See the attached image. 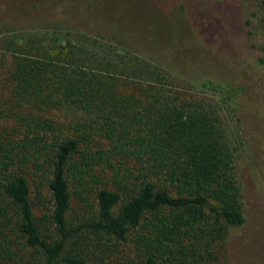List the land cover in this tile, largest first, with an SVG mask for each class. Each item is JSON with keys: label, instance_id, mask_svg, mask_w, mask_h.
I'll return each mask as SVG.
<instances>
[{"label": "trees", "instance_id": "obj_1", "mask_svg": "<svg viewBox=\"0 0 264 264\" xmlns=\"http://www.w3.org/2000/svg\"><path fill=\"white\" fill-rule=\"evenodd\" d=\"M79 45L57 58L2 42L20 102L0 110L10 122L0 126L2 231L23 238L29 264H91L93 245L125 242L133 230L142 233L137 258L121 264H214L216 245L245 221L235 141L209 105L126 95L117 75L134 73L99 59L112 46ZM49 104L84 116L59 123L38 114ZM97 168L111 173L115 188L96 187L95 203L81 197L92 211L70 222V181H92Z\"/></svg>", "mask_w": 264, "mask_h": 264}, {"label": "rangeland", "instance_id": "obj_2", "mask_svg": "<svg viewBox=\"0 0 264 264\" xmlns=\"http://www.w3.org/2000/svg\"><path fill=\"white\" fill-rule=\"evenodd\" d=\"M4 41L57 58L78 41L88 52L95 43L110 45L113 53L99 59L121 67L125 75L134 73L133 79L117 75L126 95L142 102L158 98L161 103L211 106L237 146L234 171L245 217L216 245L213 263L264 264V0H0L2 112L20 106L13 97L14 81L8 74L12 58L1 48ZM61 107L42 105L36 111L59 123L84 116ZM4 118L2 128L10 126ZM132 127L141 128L142 122ZM30 184L33 197L31 179ZM100 186L115 188L111 173L100 168L92 181H70V222L91 213L81 197L95 203L94 190ZM34 213L39 215L40 208L34 207ZM139 234L133 230L125 242L93 245L91 264L137 258ZM33 259L23 238L0 227V264H29Z\"/></svg>", "mask_w": 264, "mask_h": 264}]
</instances>
